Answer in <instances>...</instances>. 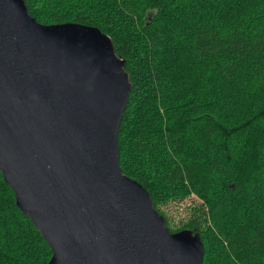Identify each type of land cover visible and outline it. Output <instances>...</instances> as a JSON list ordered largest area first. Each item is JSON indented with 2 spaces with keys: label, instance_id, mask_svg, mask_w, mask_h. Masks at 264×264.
Wrapping results in <instances>:
<instances>
[{
  "label": "trees",
  "instance_id": "16d2710c",
  "mask_svg": "<svg viewBox=\"0 0 264 264\" xmlns=\"http://www.w3.org/2000/svg\"><path fill=\"white\" fill-rule=\"evenodd\" d=\"M25 1L41 23L112 38L132 83L120 166L171 231L200 234L203 264H264V0ZM186 199L171 228L161 205ZM52 255L0 170V264Z\"/></svg>",
  "mask_w": 264,
  "mask_h": 264
},
{
  "label": "water",
  "instance_id": "95a60500",
  "mask_svg": "<svg viewBox=\"0 0 264 264\" xmlns=\"http://www.w3.org/2000/svg\"><path fill=\"white\" fill-rule=\"evenodd\" d=\"M125 63L99 27L44 24L25 0H0V170L49 264H203L200 234L172 232L120 166Z\"/></svg>",
  "mask_w": 264,
  "mask_h": 264
},
{
  "label": "rangeland",
  "instance_id": "374dc122",
  "mask_svg": "<svg viewBox=\"0 0 264 264\" xmlns=\"http://www.w3.org/2000/svg\"><path fill=\"white\" fill-rule=\"evenodd\" d=\"M161 209L166 213V216L170 220V226L174 229L181 227L182 223L188 220L190 217V210H192L190 201L187 199L171 201L166 205H161Z\"/></svg>",
  "mask_w": 264,
  "mask_h": 264
}]
</instances>
